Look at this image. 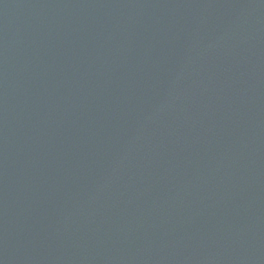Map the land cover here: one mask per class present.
I'll return each instance as SVG.
<instances>
[{"label": "water", "instance_id": "1", "mask_svg": "<svg viewBox=\"0 0 264 264\" xmlns=\"http://www.w3.org/2000/svg\"><path fill=\"white\" fill-rule=\"evenodd\" d=\"M0 264H264V0H0Z\"/></svg>", "mask_w": 264, "mask_h": 264}]
</instances>
